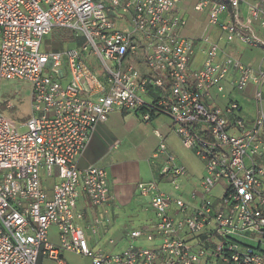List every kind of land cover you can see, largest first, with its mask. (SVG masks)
I'll return each mask as SVG.
<instances>
[{
  "label": "built area",
  "instance_id": "1",
  "mask_svg": "<svg viewBox=\"0 0 264 264\" xmlns=\"http://www.w3.org/2000/svg\"><path fill=\"white\" fill-rule=\"evenodd\" d=\"M181 1L0 0V78L31 85L24 132L0 113V264H37L39 255L60 264L63 252L86 256L89 264H264V163L254 160L264 154L263 58L253 66L219 43L264 47L257 31L264 27V0H195L193 10L205 13L217 38L181 32L187 23ZM55 29L82 43L41 50ZM88 45L100 74L85 58ZM197 53L200 62L192 66ZM234 91L252 97L253 115ZM149 92L154 96L145 98ZM113 109L142 122L168 116L204 173L185 198L178 181L185 168L166 155L159 173L176 191L140 181L153 223L126 231L121 250L104 252L77 223L83 213L76 198L82 191L92 205L106 203L107 172L79 169L76 159ZM165 147L159 139L157 152ZM52 226L56 242L48 236Z\"/></svg>",
  "mask_w": 264,
  "mask_h": 264
},
{
  "label": "crops",
  "instance_id": "2",
  "mask_svg": "<svg viewBox=\"0 0 264 264\" xmlns=\"http://www.w3.org/2000/svg\"><path fill=\"white\" fill-rule=\"evenodd\" d=\"M194 1H181L187 17V23L181 32L192 37L209 32L212 38H217L219 30L206 25L205 13L199 14L193 10ZM257 31L264 37V27L257 28ZM231 42L222 39L219 41L224 51ZM200 59L201 55L195 54L192 66H197ZM152 96L153 92L144 95L145 98ZM159 139H163L166 146L163 152L156 150ZM170 152L173 153L176 163L182 164L185 168V174L179 177L178 181L181 185L180 194L188 198V192L198 186L199 179L204 173L203 161L192 150L182 145L180 137L172 128V122L168 123L164 115H154L148 122H142L133 112L113 109L104 121L95 125L76 159L79 169L94 165L103 167L107 172L110 198L106 203L92 205L82 191L76 198V208L83 213L76 221L84 229L93 248L100 239L110 236H115L119 240L127 238L126 231L120 230L126 225L127 227L132 225V229H135L153 223L154 212L149 205L148 197L143 196L140 202H144L145 206L139 209L137 184L140 181L154 180L162 191L170 193L176 191L172 188L171 178L159 173L166 155H172ZM91 227L95 229L94 233L90 232ZM48 236L52 242L57 241L55 227L49 228ZM145 243L148 244L144 240L137 242L140 245ZM63 256L64 252L60 264H66L62 260ZM45 261L58 264L53 259L38 256L37 264H44Z\"/></svg>",
  "mask_w": 264,
  "mask_h": 264
},
{
  "label": "rangeland",
  "instance_id": "3",
  "mask_svg": "<svg viewBox=\"0 0 264 264\" xmlns=\"http://www.w3.org/2000/svg\"><path fill=\"white\" fill-rule=\"evenodd\" d=\"M82 40V38H70L68 32L64 29H55L53 32L49 33L42 39L40 49L48 50L68 48L74 46L75 44H78L77 42L82 43ZM90 48L91 46L88 45L85 52V58L88 63L94 68L95 72L100 74L102 72L101 62L94 53L90 52ZM225 52L253 66H256L263 58L264 65V47L261 46H252L246 42L234 39ZM233 93L236 94V96L243 102V109L245 110L244 112L253 115L255 112V107L252 97H250V95L246 91H234ZM30 94L31 85L28 81L20 79L0 78V113L10 117L14 121L17 130L20 133L26 130L23 122L31 115ZM8 102L11 104L10 107L7 106ZM164 117L167 119L168 123H171V119L168 116L164 115ZM171 154L173 155V153ZM254 160L257 163H264V154L262 155V157L254 156ZM41 179L43 183L46 182L43 177H41ZM221 182L224 183L223 179L221 180ZM218 190L219 188L218 186H216L213 189L214 194L217 193ZM137 195L138 206L140 209L145 206V203L140 202V200L143 199V196L139 193ZM215 202H217V200H215ZM188 212L189 210L187 209L185 213ZM210 224L213 225V222H211ZM210 224L207 225L208 230L212 227ZM132 228V225H129L128 227L126 225L120 230L129 231ZM186 236L187 238H190L192 234L189 233ZM109 238H113L114 244L109 245L107 243ZM210 240L211 242H217L218 237L215 234H212L210 236ZM127 243L128 240L126 237L119 240L115 236H110L105 239H100V241L95 244L94 249L97 250L99 248H102L104 252H114L124 248ZM143 245L147 244L145 243ZM62 260H64L66 264H89V259L86 256L74 252H64ZM44 264H55V262L45 261Z\"/></svg>",
  "mask_w": 264,
  "mask_h": 264
},
{
  "label": "trees",
  "instance_id": "4",
  "mask_svg": "<svg viewBox=\"0 0 264 264\" xmlns=\"http://www.w3.org/2000/svg\"><path fill=\"white\" fill-rule=\"evenodd\" d=\"M155 114H153L152 116H154Z\"/></svg>",
  "mask_w": 264,
  "mask_h": 264
}]
</instances>
